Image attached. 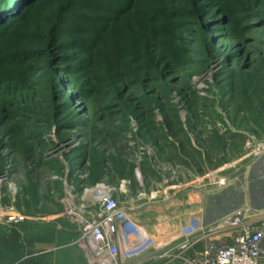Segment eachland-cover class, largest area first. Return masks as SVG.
Instances as JSON below:
<instances>
[{
  "label": "rangeland",
  "instance_id": "rangeland-1",
  "mask_svg": "<svg viewBox=\"0 0 264 264\" xmlns=\"http://www.w3.org/2000/svg\"><path fill=\"white\" fill-rule=\"evenodd\" d=\"M29 1L0 0V264H45L52 223L75 244L67 186L227 212L264 141V0Z\"/></svg>",
  "mask_w": 264,
  "mask_h": 264
},
{
  "label": "built area",
  "instance_id": "built-area-1",
  "mask_svg": "<svg viewBox=\"0 0 264 264\" xmlns=\"http://www.w3.org/2000/svg\"><path fill=\"white\" fill-rule=\"evenodd\" d=\"M261 151L264 141L257 145L256 153ZM218 181V185L225 184L223 178ZM114 191L103 183L83 188L81 193L66 187L63 215L75 225V245L84 251L90 264H121L151 250L150 239L140 233L127 210L113 197ZM188 220L181 237L199 235L203 247L194 256L182 257L181 264L264 262V209L242 205L210 224H204L196 213H190Z\"/></svg>",
  "mask_w": 264,
  "mask_h": 264
},
{
  "label": "crops",
  "instance_id": "crops-1",
  "mask_svg": "<svg viewBox=\"0 0 264 264\" xmlns=\"http://www.w3.org/2000/svg\"><path fill=\"white\" fill-rule=\"evenodd\" d=\"M240 179L239 184L228 186L227 190L213 195L206 202L207 204L217 203L227 196V203L231 204L227 206V212L219 215L217 219L242 205H247L255 210L264 209V151L255 154ZM164 195L165 198L172 199L169 192ZM113 197L127 210L140 233L151 241L150 255L145 256L137 264H181L182 257L194 256L203 247V238L199 235L190 238L181 237L182 229L188 224L189 214L196 213L204 221V224L215 221L214 214L211 210L209 212V207L204 208L201 194L194 191L181 195L177 202L165 201L167 199L155 201V194L149 195L137 191V189L133 190L130 186L126 187L125 183H121L117 189L115 188ZM158 203L169 204H166L163 209ZM177 206H179L178 209ZM63 208L62 203V212ZM205 210L209 221L203 220ZM149 215L150 217H148ZM50 228L52 232L56 229L57 232L64 235L58 237L55 234L52 235L54 239L41 240V244L38 246L42 249L34 253L32 259L46 258L45 264H90L84 251L73 243L75 238H72L68 230L63 228L61 231L60 226L56 227L54 223ZM163 247L171 249L159 254L164 250ZM134 261L130 260L129 262ZM126 262L127 260H122L121 264H127Z\"/></svg>",
  "mask_w": 264,
  "mask_h": 264
},
{
  "label": "trees",
  "instance_id": "trees-1",
  "mask_svg": "<svg viewBox=\"0 0 264 264\" xmlns=\"http://www.w3.org/2000/svg\"><path fill=\"white\" fill-rule=\"evenodd\" d=\"M36 0H30L29 2H28V4L29 5H31L33 2H35ZM99 182H102V181H99Z\"/></svg>",
  "mask_w": 264,
  "mask_h": 264
}]
</instances>
